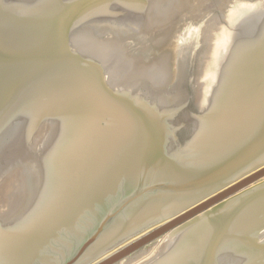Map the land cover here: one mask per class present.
Masks as SVG:
<instances>
[{
    "label": "water",
    "instance_id": "95a60500",
    "mask_svg": "<svg viewBox=\"0 0 264 264\" xmlns=\"http://www.w3.org/2000/svg\"><path fill=\"white\" fill-rule=\"evenodd\" d=\"M0 264H264V0H0Z\"/></svg>",
    "mask_w": 264,
    "mask_h": 264
}]
</instances>
